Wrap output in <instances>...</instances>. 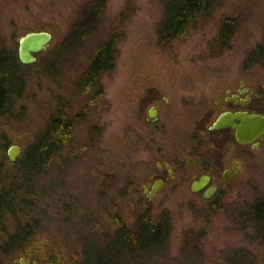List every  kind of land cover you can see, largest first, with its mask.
<instances>
[{
  "label": "rangeland",
  "instance_id": "obj_1",
  "mask_svg": "<svg viewBox=\"0 0 264 264\" xmlns=\"http://www.w3.org/2000/svg\"><path fill=\"white\" fill-rule=\"evenodd\" d=\"M163 18L162 0H0V56L19 59L30 32L52 34L35 62L19 60L20 82L0 116V197L11 204L1 214L0 264H264V214H255L264 205V140L242 146L231 131L209 130L226 89L264 87V56L251 57L264 50V0H223L168 45L159 42ZM107 41L114 69L83 86ZM59 116L70 124L66 143L29 176L26 151ZM12 146L21 149L15 162ZM183 149L241 171L206 199L192 189L197 166ZM170 157L182 173L150 199V178ZM146 221L167 228L158 248L133 243ZM122 233L129 246L115 239ZM113 240L121 252L110 251Z\"/></svg>",
  "mask_w": 264,
  "mask_h": 264
},
{
  "label": "trees",
  "instance_id": "obj_2",
  "mask_svg": "<svg viewBox=\"0 0 264 264\" xmlns=\"http://www.w3.org/2000/svg\"><path fill=\"white\" fill-rule=\"evenodd\" d=\"M223 0H162L164 8V18L159 28V42L162 45H168L173 40L185 35L190 28L194 27L198 22L205 20L214 9L221 5ZM85 22L91 18L92 15H87ZM89 18V19H88ZM93 24V25H92ZM92 25V26H91ZM95 22H90L89 28H92ZM228 26H224L223 31L226 32ZM90 31V30H88ZM225 33H221L219 38L221 42H226ZM251 57L254 60H261L264 56L263 48H259L256 52H253ZM255 56V57H254ZM114 48L111 41L103 43L97 48L93 56L89 61L88 68L84 72L81 78V84L83 86H90L105 73H109L114 69ZM19 59L15 56H0V116L6 114L12 104V95L16 91L19 84L18 76ZM69 121L62 117H53L47 123L45 131L38 139V142L31 146L25 154L24 167L30 176L34 172H40L51 161L53 155L64 146L66 139L69 136ZM3 210H11V204L0 197V220ZM255 214L259 218H262L261 214H264V205L260 204L255 208ZM151 222V223H150ZM144 222L139 225L137 232L133 236V243L136 247L143 250H150L151 248H158L161 246V242L164 238V234L167 232V228L164 227V223L152 224V221ZM28 233L21 232L14 237L10 238L11 243L17 242L15 239L27 236ZM119 236V237H118ZM116 240H122V246L127 243V239L118 234ZM15 238V239H14ZM15 240V241H14ZM116 240L109 243L111 247L110 251L117 253L121 248H116L118 245ZM130 241V239H129ZM126 246H129L126 244ZM108 250V246H107ZM114 250V251H113ZM117 250V251H116ZM116 251V252H115ZM114 255L113 253H111ZM117 257V256H116ZM106 261V259H105ZM96 264H105L103 258L97 260Z\"/></svg>",
  "mask_w": 264,
  "mask_h": 264
},
{
  "label": "flooded vegetation",
  "instance_id": "obj_3",
  "mask_svg": "<svg viewBox=\"0 0 264 264\" xmlns=\"http://www.w3.org/2000/svg\"><path fill=\"white\" fill-rule=\"evenodd\" d=\"M216 104H217L218 114L215 117V121L221 115H226V114L237 115V114L245 113L247 115L259 114L264 116V87L263 86L252 87L245 83H241L238 87L231 86L225 90L224 94H222L220 100L217 101ZM157 114L158 112H156V110L150 112L149 114L151 117L150 120L155 122L157 119ZM235 121L239 122L237 119ZM209 130H214V129H211L210 127ZM222 130L231 131L235 137V130L232 127H225L222 128ZM263 140H264V136H262L257 141L258 145ZM242 146L253 147L252 144L242 145ZM181 155L183 158H186L190 169H194L195 166H197V168L194 170L192 174V178H193L192 184L195 181H200L202 177L208 176L206 185L200 191H197V192H201L204 197L206 196V194L210 193V197L209 198L205 197L206 199H211L217 193L221 180H226L225 178L226 171H229L228 176L233 175L232 179H234L235 176L241 171L235 168V167H240L239 164H232L230 167L221 170L220 168L221 162L215 159L207 160L205 158H202L201 156H196L194 152L188 153L184 149L181 150ZM177 159L178 158H176V160ZM176 160L175 158L170 157L159 165L157 170L152 174L150 178L151 184L149 185V187L146 186L147 188L150 189V191L157 182L162 183L164 187L170 181L169 180L170 177L176 179L178 178L179 175H181L184 167L181 164H179ZM122 236H125V234H123ZM32 255L33 257L36 256L34 253ZM29 260L30 259L25 260L26 261L25 264H29ZM32 262L33 264H63L61 261L56 260L53 257H49V259H46V262L44 263H39L36 259L32 260Z\"/></svg>",
  "mask_w": 264,
  "mask_h": 264
},
{
  "label": "water",
  "instance_id": "obj_4",
  "mask_svg": "<svg viewBox=\"0 0 264 264\" xmlns=\"http://www.w3.org/2000/svg\"><path fill=\"white\" fill-rule=\"evenodd\" d=\"M52 40V34L47 31L30 32L19 40L18 56L23 64H31L37 60V54L47 50ZM239 122H236L235 120ZM225 127H232L235 130V138L239 144L257 146V141L264 136V116L259 114L247 115L245 113L237 115H221L213 124L211 129L219 130ZM21 149L18 146H12L8 151V156L11 162H15ZM241 170L240 167H235ZM229 171L225 172L226 180H231L233 175L228 176ZM208 176H204L200 181H195L192 184L194 191H200L207 183ZM160 183V182H159ZM158 182L149 191L146 188L148 196L152 199L155 194L163 188L162 183ZM206 198L210 197V193L206 194ZM21 264H25L21 261Z\"/></svg>",
  "mask_w": 264,
  "mask_h": 264
}]
</instances>
